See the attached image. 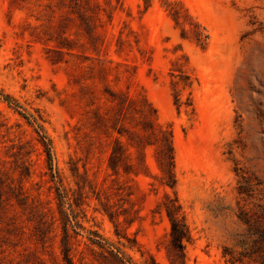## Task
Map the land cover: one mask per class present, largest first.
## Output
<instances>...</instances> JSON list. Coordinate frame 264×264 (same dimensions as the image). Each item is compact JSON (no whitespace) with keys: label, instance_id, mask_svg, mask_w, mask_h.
I'll use <instances>...</instances> for the list:
<instances>
[{"label":"rangeland","instance_id":"obj_1","mask_svg":"<svg viewBox=\"0 0 264 264\" xmlns=\"http://www.w3.org/2000/svg\"><path fill=\"white\" fill-rule=\"evenodd\" d=\"M172 262L264 264V0H0V264Z\"/></svg>","mask_w":264,"mask_h":264},{"label":"trees","instance_id":"obj_2","mask_svg":"<svg viewBox=\"0 0 264 264\" xmlns=\"http://www.w3.org/2000/svg\"><path fill=\"white\" fill-rule=\"evenodd\" d=\"M48 158L51 159L50 149H46ZM168 216L171 223L170 236L172 241L173 249L185 256V242L189 240V230L184 217H180L178 213L172 214L168 210ZM172 264H175L172 262Z\"/></svg>","mask_w":264,"mask_h":264}]
</instances>
